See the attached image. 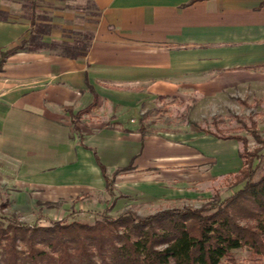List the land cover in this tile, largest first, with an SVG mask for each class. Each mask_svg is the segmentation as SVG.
<instances>
[{
  "label": "crops",
  "instance_id": "0c3cea01",
  "mask_svg": "<svg viewBox=\"0 0 264 264\" xmlns=\"http://www.w3.org/2000/svg\"><path fill=\"white\" fill-rule=\"evenodd\" d=\"M27 1L0 0V52L25 43L0 71L5 207L28 223L119 214L240 171L237 139L149 116L264 78V0H33L36 25Z\"/></svg>",
  "mask_w": 264,
  "mask_h": 264
},
{
  "label": "trees",
  "instance_id": "16d2710c",
  "mask_svg": "<svg viewBox=\"0 0 264 264\" xmlns=\"http://www.w3.org/2000/svg\"><path fill=\"white\" fill-rule=\"evenodd\" d=\"M28 3L36 25L37 2ZM39 18L43 22L37 27L46 30L48 16ZM87 38L83 52L91 32ZM24 44L0 52V71ZM241 156L243 166L233 176L241 177L242 186L200 207L173 206L146 216L132 209L113 215L106 208L96 212L93 222L76 219L75 211L46 223L42 216L28 223L16 214H0V264H245L236 257L239 249L264 264V172L255 178L260 162L252 167L243 151Z\"/></svg>",
  "mask_w": 264,
  "mask_h": 264
},
{
  "label": "rangeland",
  "instance_id": "374dc122",
  "mask_svg": "<svg viewBox=\"0 0 264 264\" xmlns=\"http://www.w3.org/2000/svg\"><path fill=\"white\" fill-rule=\"evenodd\" d=\"M79 1L81 2V0ZM27 4H29L28 1ZM85 4H89L88 0H84L83 5ZM196 103V108L194 109L184 107L183 102L180 100L172 101V103L166 105V108L161 107L158 112L149 116V127H152L150 130H157L163 127L168 130L177 128L191 131L195 128L189 120L196 118L205 132H211L212 134L215 132L214 134L224 136L237 135L239 136L237 140L240 143L241 152L243 151L246 162L251 166L253 164L252 167L260 162L257 173L254 175L255 178L260 177V174L264 172V159L261 160L258 157L264 154V78L259 79L258 83L251 84L249 88L242 91L225 93L214 100L200 98ZM239 180H241L240 176H228V174L216 178H208L200 185L201 188L198 190L202 193L198 197L166 198L160 201L138 204L133 207L134 209H130L141 216H146L173 206L182 207L189 204L194 207H200L206 202L213 200L216 202V200L224 199L229 194H232L242 186V183H238ZM187 188H192V185H188ZM195 188L197 189L198 187L196 186ZM3 198L0 191V214L18 215L11 207H3ZM112 214L116 215L117 213ZM19 218L25 220L22 216H19ZM75 218L93 222L95 216L82 213L75 215ZM249 254L247 249L236 250L237 259L245 264H263L262 260L251 259Z\"/></svg>",
  "mask_w": 264,
  "mask_h": 264
}]
</instances>
